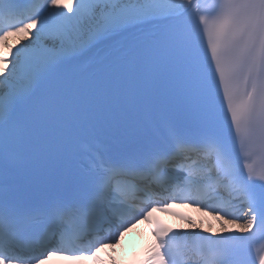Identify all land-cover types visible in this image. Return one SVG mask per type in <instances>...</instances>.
Listing matches in <instances>:
<instances>
[{"label": "snow or ice", "instance_id": "obj_1", "mask_svg": "<svg viewBox=\"0 0 264 264\" xmlns=\"http://www.w3.org/2000/svg\"><path fill=\"white\" fill-rule=\"evenodd\" d=\"M125 38L106 77L70 84ZM148 117L116 159L93 143ZM38 162L51 187L32 204L12 176ZM138 221L154 238L140 264H264V0H0V264H83Z\"/></svg>", "mask_w": 264, "mask_h": 264}, {"label": "bare ground", "instance_id": "obj_2", "mask_svg": "<svg viewBox=\"0 0 264 264\" xmlns=\"http://www.w3.org/2000/svg\"><path fill=\"white\" fill-rule=\"evenodd\" d=\"M70 2V0H66ZM9 43H15L14 40H10ZM182 211L186 216L191 217L193 221L197 223L198 226L207 229L209 225L213 228L214 231L219 230V224L212 217L206 216L204 219H201L200 213L195 210V208H189L180 206ZM171 223L174 226H178L180 229H187L188 224L185 220L173 217L171 218ZM229 228H234L235 225H228ZM190 235L193 234L191 231ZM250 235V234H249ZM152 238L149 233V230L143 223H137L126 232L123 237L120 239V243L116 246L114 250L105 249L103 252L98 253V262H94L92 259L86 260L83 264H119L122 258L131 251H134L137 248H142L146 252L149 248L152 247ZM46 264H68L66 260L50 259Z\"/></svg>", "mask_w": 264, "mask_h": 264}, {"label": "rangeland", "instance_id": "obj_3", "mask_svg": "<svg viewBox=\"0 0 264 264\" xmlns=\"http://www.w3.org/2000/svg\"><path fill=\"white\" fill-rule=\"evenodd\" d=\"M175 228L178 229V226L177 227L175 226Z\"/></svg>", "mask_w": 264, "mask_h": 264}]
</instances>
